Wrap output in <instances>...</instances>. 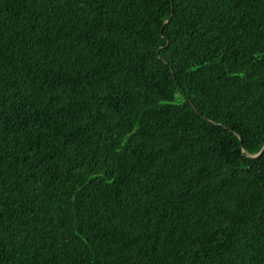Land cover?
<instances>
[{
    "label": "trees",
    "instance_id": "1",
    "mask_svg": "<svg viewBox=\"0 0 264 264\" xmlns=\"http://www.w3.org/2000/svg\"><path fill=\"white\" fill-rule=\"evenodd\" d=\"M264 0H0V264H264Z\"/></svg>",
    "mask_w": 264,
    "mask_h": 264
},
{
    "label": "snow or ice",
    "instance_id": "2",
    "mask_svg": "<svg viewBox=\"0 0 264 264\" xmlns=\"http://www.w3.org/2000/svg\"><path fill=\"white\" fill-rule=\"evenodd\" d=\"M260 156H261V157H264V152L260 153Z\"/></svg>",
    "mask_w": 264,
    "mask_h": 264
},
{
    "label": "water",
    "instance_id": "3",
    "mask_svg": "<svg viewBox=\"0 0 264 264\" xmlns=\"http://www.w3.org/2000/svg\"><path fill=\"white\" fill-rule=\"evenodd\" d=\"M264 149V148H263Z\"/></svg>",
    "mask_w": 264,
    "mask_h": 264
}]
</instances>
